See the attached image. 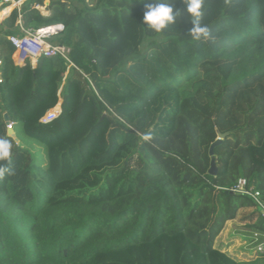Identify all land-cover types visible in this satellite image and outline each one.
<instances>
[{
  "label": "trees",
  "instance_id": "trees-1",
  "mask_svg": "<svg viewBox=\"0 0 264 264\" xmlns=\"http://www.w3.org/2000/svg\"><path fill=\"white\" fill-rule=\"evenodd\" d=\"M45 1L0 23V138L15 169L0 179V264H264L217 243L236 219L234 234L264 239L258 201L226 189L245 177L264 204V0H203L199 42L183 0L160 33L142 25L145 0ZM18 19L64 23L52 43L69 59L17 64Z\"/></svg>",
  "mask_w": 264,
  "mask_h": 264
},
{
  "label": "built area",
  "instance_id": "built-area-1",
  "mask_svg": "<svg viewBox=\"0 0 264 264\" xmlns=\"http://www.w3.org/2000/svg\"><path fill=\"white\" fill-rule=\"evenodd\" d=\"M21 1L22 0H18L17 3ZM19 27L21 28V31L24 33V35L22 37L11 35L9 39L13 43L17 51L23 53L25 57L28 56L30 58L32 65L37 62L38 57L42 55H61L64 58L69 59L70 48L68 46L60 43H52L53 38L61 35L65 31L66 27L64 23H51L40 26L38 28H25L22 26V23H20ZM61 111L62 99H60L55 106L50 108L40 118V121L43 123L50 122L56 119ZM13 124L14 123L10 120L6 121L8 130L13 129ZM226 189L234 193H243L253 196L258 201V204L262 209L264 215V204L259 198L260 193L259 191L254 190L253 187L248 186V181L245 177H240L237 182ZM250 239V244L247 245L249 246L248 249L251 250L253 255H260L261 253H263L264 239L260 240V235L257 233L251 236Z\"/></svg>",
  "mask_w": 264,
  "mask_h": 264
},
{
  "label": "clouds",
  "instance_id": "clouds-1",
  "mask_svg": "<svg viewBox=\"0 0 264 264\" xmlns=\"http://www.w3.org/2000/svg\"><path fill=\"white\" fill-rule=\"evenodd\" d=\"M184 11L192 27L188 35L193 41H203L211 38L210 30L202 25L203 0H183ZM143 26L156 33L162 32L169 25L177 23L182 10L177 7L175 0H145ZM13 164V145L6 138H0V179L15 173Z\"/></svg>",
  "mask_w": 264,
  "mask_h": 264
},
{
  "label": "rangeland",
  "instance_id": "rangeland-1",
  "mask_svg": "<svg viewBox=\"0 0 264 264\" xmlns=\"http://www.w3.org/2000/svg\"><path fill=\"white\" fill-rule=\"evenodd\" d=\"M46 1H48V0H46ZM54 39H56V37L53 38V40ZM48 108H50V107H48ZM39 114L41 115V113H39ZM38 117H39V115L38 116L36 115L35 117L33 116L31 118V120H30L31 126L34 125V122L38 119ZM53 125H54V128L50 131V133H48V135L50 137H53L54 135L59 134V130H61V128H60L61 123H57V124L55 123ZM57 148H59V146ZM106 150H107V148L104 145H100L98 152L94 153L93 155L94 156L101 155L104 152H106ZM74 160H75V158L73 157L72 161H74ZM252 212H253V209H246V211H243L242 216L244 218L245 217L247 218L248 216H250L252 214ZM226 227L229 228L228 226H226ZM227 228H225L224 231L222 232V234L218 237L217 243L219 245H221L224 249H227L229 252L234 253L238 258H240L242 260L249 261L251 258L259 257V255H255V254L253 255L251 250L248 249L249 246L247 244H250L249 238H246V241L241 240V237L236 238V235L230 234L231 227L229 228L228 232H227ZM221 239H223V240L221 241Z\"/></svg>",
  "mask_w": 264,
  "mask_h": 264
},
{
  "label": "crops",
  "instance_id": "crops-1",
  "mask_svg": "<svg viewBox=\"0 0 264 264\" xmlns=\"http://www.w3.org/2000/svg\"><path fill=\"white\" fill-rule=\"evenodd\" d=\"M18 0H2V4L0 5V23L3 21V19L11 12L12 9H14L15 7H19L22 5V3L25 1V0H22L21 2L17 3ZM46 4H48L49 0L48 1H45ZM3 4H7V6L5 8L2 9V5ZM39 10L42 12V14L44 15H49L50 12L44 7V6H38ZM20 21V22H19ZM22 23L21 19H18L17 21V25L19 26V24ZM21 30V28H20ZM22 32V31H21ZM13 58H14V61L17 63V64H24L25 63V60L26 58H28L30 60V58L27 56L25 57V55H23V53L19 52L16 50V52H14L13 54ZM21 62V63H20ZM35 62V61H34ZM36 62L33 64L35 65ZM240 224H243V220L242 219H236V220H232V221H229L227 223L226 226H228L229 228L231 227L230 229V234H234V226L235 225H240ZM227 228V227H226ZM229 228H227V232L229 231ZM224 231V230H223ZM222 231V232H223ZM222 234V233H221ZM220 234V235H221ZM236 235V234H234ZM240 238L241 237V240H246V237H243L241 235H236V238ZM223 239H221L222 241Z\"/></svg>",
  "mask_w": 264,
  "mask_h": 264
},
{
  "label": "water",
  "instance_id": "water-1",
  "mask_svg": "<svg viewBox=\"0 0 264 264\" xmlns=\"http://www.w3.org/2000/svg\"><path fill=\"white\" fill-rule=\"evenodd\" d=\"M1 4H2V0H0V5ZM4 119L6 121L10 120V118L7 114H5ZM9 133L11 134L12 137H15V134L12 130H9ZM224 137H225V134L219 133L217 140L214 143H212L210 146V155L212 156V160H211V166H210L209 172L211 174H215L217 172V166H216V162H215V158H214V149L218 144H220L222 142Z\"/></svg>",
  "mask_w": 264,
  "mask_h": 264
}]
</instances>
